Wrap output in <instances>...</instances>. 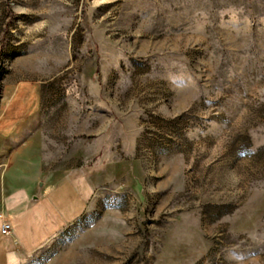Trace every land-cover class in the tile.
<instances>
[{"label":"rangeland","instance_id":"obj_1","mask_svg":"<svg viewBox=\"0 0 264 264\" xmlns=\"http://www.w3.org/2000/svg\"><path fill=\"white\" fill-rule=\"evenodd\" d=\"M4 171L60 215L6 264H264V0H0Z\"/></svg>","mask_w":264,"mask_h":264},{"label":"crops","instance_id":"obj_2","mask_svg":"<svg viewBox=\"0 0 264 264\" xmlns=\"http://www.w3.org/2000/svg\"><path fill=\"white\" fill-rule=\"evenodd\" d=\"M19 176L15 172L0 173V225L2 219H8L11 224L10 235L0 231V264L8 263L11 258L19 259L42 244L47 238L49 222L56 225L53 217L59 215L58 191L52 192L54 185L42 180V175L23 185L11 182Z\"/></svg>","mask_w":264,"mask_h":264},{"label":"built area","instance_id":"obj_3","mask_svg":"<svg viewBox=\"0 0 264 264\" xmlns=\"http://www.w3.org/2000/svg\"><path fill=\"white\" fill-rule=\"evenodd\" d=\"M0 231L3 235H10L11 234V224L8 219H2L0 225Z\"/></svg>","mask_w":264,"mask_h":264}]
</instances>
